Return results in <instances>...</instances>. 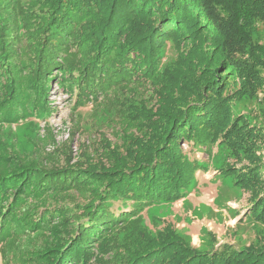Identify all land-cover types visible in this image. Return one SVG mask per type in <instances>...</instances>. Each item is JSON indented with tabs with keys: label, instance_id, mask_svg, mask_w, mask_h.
Instances as JSON below:
<instances>
[{
	"label": "trees",
	"instance_id": "1",
	"mask_svg": "<svg viewBox=\"0 0 264 264\" xmlns=\"http://www.w3.org/2000/svg\"><path fill=\"white\" fill-rule=\"evenodd\" d=\"M25 2L0 0V123H38L51 115L32 76L17 66L18 56L30 54L27 66L43 69L41 74L63 72L65 83L76 86V110L92 109L116 91L113 105L130 136L120 149L110 148L112 165L87 159L85 172L79 167L59 180L44 177L37 162L23 170L0 156L4 264H264V248L224 244L203 253L171 225L153 236L139 222L155 204L179 202L197 185V173L206 169L196 151L211 147L212 154L229 153L222 173L250 194L249 214L264 223L258 156L264 130L233 111L243 98L264 92V0ZM19 37L27 41L21 51ZM168 47L176 58L164 66ZM140 86L152 94L129 92ZM6 150L1 145L0 152ZM79 173L81 183L75 180ZM88 185L90 197L79 206L70 195L54 203L56 196ZM118 226H128L129 234L115 243L109 235ZM41 235L47 239L30 256L10 253L20 239L40 242ZM53 240H60L54 248ZM88 240L101 254L112 249L109 259L88 256L82 247ZM51 253L55 258L47 260Z\"/></svg>",
	"mask_w": 264,
	"mask_h": 264
},
{
	"label": "rangeland",
	"instance_id": "2",
	"mask_svg": "<svg viewBox=\"0 0 264 264\" xmlns=\"http://www.w3.org/2000/svg\"><path fill=\"white\" fill-rule=\"evenodd\" d=\"M33 1L35 0H27L25 3L33 7ZM26 42L23 37H19L17 51H21ZM30 57V54L18 56L17 66L19 65L18 68L24 76L28 74L32 76L51 115L38 123L28 119L12 124L0 123V147L3 145L7 149L5 152L1 151L0 156L6 157L8 166L23 167V170L29 169L32 162H37V168L40 169L38 172H43L44 177L50 174V177H56V180L60 179L61 173L74 172L79 167L85 172L88 160L89 163L112 165V159L108 157L110 148L120 149L125 136L129 135L128 122L124 117L117 116L113 105V95L116 91L110 92L105 98L102 97L100 103L92 109L84 107L76 110V86L65 83L68 80L66 74L58 70H49L44 73L45 75L41 74L43 69L27 66ZM162 57L164 66L171 65L176 58L175 49L166 48L162 52ZM21 62L25 64L20 66ZM129 92L135 96L145 93L149 97L152 94L145 86L133 87ZM233 111L235 114L247 116L253 124L264 130V92L258 99L243 98L233 107ZM182 147L184 151L188 150L187 145ZM212 151L214 149L211 147H198L196 154L206 172L197 173V185L192 186L179 202H161L152 206L145 212L144 219L142 217L139 220L140 226L156 236L159 230L171 225L182 239L203 253L217 250L224 244H231L240 250L263 249L264 223L257 222L249 214L250 194L234 184L231 177L222 173V169L231 163L229 153L220 149L219 154L215 155ZM258 156L264 169V144ZM244 164L249 165L248 161ZM237 167L240 168L241 165L237 164ZM1 168L5 166L1 165ZM26 172L24 171V174ZM81 175L82 173H79L76 176V182L81 183L83 179L80 178ZM91 181L89 183H92ZM74 189L69 194L62 196L58 194L54 203H63L70 195L74 205L79 206L89 199L92 187L88 185ZM49 199L53 200L51 196ZM127 227L118 226L115 227L116 230H111L109 235L111 240H115V243L122 242L129 234ZM41 237L40 242L36 237L20 239L13 244L14 251L10 250V253L30 256L31 250H35L38 243L41 244L47 239V236ZM55 241L51 243L53 248L60 242ZM48 242L50 241H46ZM88 244L89 240L82 245L88 256L109 259L112 249L105 255ZM55 256L53 253L48 254L47 260H53ZM60 261L59 259L56 264H60ZM0 264H4L1 254ZM62 264L75 263L65 260Z\"/></svg>",
	"mask_w": 264,
	"mask_h": 264
}]
</instances>
